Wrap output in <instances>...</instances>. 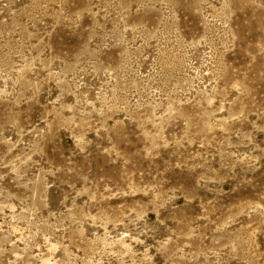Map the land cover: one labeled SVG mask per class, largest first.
Segmentation results:
<instances>
[{"label":"rangeland","instance_id":"obj_1","mask_svg":"<svg viewBox=\"0 0 264 264\" xmlns=\"http://www.w3.org/2000/svg\"><path fill=\"white\" fill-rule=\"evenodd\" d=\"M0 264H264V0H0Z\"/></svg>","mask_w":264,"mask_h":264}]
</instances>
